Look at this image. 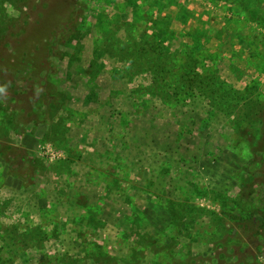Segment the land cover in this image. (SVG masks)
I'll return each mask as SVG.
<instances>
[{"label":"rangeland","instance_id":"1","mask_svg":"<svg viewBox=\"0 0 264 264\" xmlns=\"http://www.w3.org/2000/svg\"><path fill=\"white\" fill-rule=\"evenodd\" d=\"M43 1L0 0V264H264V0H56L48 51Z\"/></svg>","mask_w":264,"mask_h":264},{"label":"trees","instance_id":"2","mask_svg":"<svg viewBox=\"0 0 264 264\" xmlns=\"http://www.w3.org/2000/svg\"><path fill=\"white\" fill-rule=\"evenodd\" d=\"M54 2L43 1L42 7L40 6L42 10L38 12L37 19L27 28L30 29L28 31L31 32L29 33V36H32L34 33L32 38L34 43L40 45L44 51H48L51 48V43L47 39H51L53 37L57 38L66 34L68 32L70 23L74 21V14L72 12L70 2L68 3V6L66 4L65 8H62L60 5H58L56 0H54ZM51 12L55 13L56 18L55 15L51 16ZM46 14L47 16L50 15V17L47 18ZM37 31L39 33L41 32L42 38L37 36ZM45 34L47 35L46 38L43 37ZM8 69V64H0V103H3L2 100L5 98L9 104H12L15 108L18 107L22 110L34 108V106H30L31 104H28V98L33 95V92L29 90V87L24 86L25 83L28 82V76L21 79L23 86L20 89H16L11 76L7 73ZM9 89H13L14 91L9 93ZM18 105L21 106L19 107ZM0 108H2L1 104ZM3 149L4 150L2 153L5 152L3 157L8 168V174L13 178L22 174L23 167L26 166H24V164L29 161L25 153L19 148L12 146H4ZM254 225L264 236V211L261 215L260 221H255ZM95 264H99V262L96 261Z\"/></svg>","mask_w":264,"mask_h":264}]
</instances>
